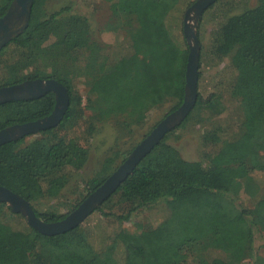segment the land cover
<instances>
[{
    "label": "trees",
    "instance_id": "1",
    "mask_svg": "<svg viewBox=\"0 0 264 264\" xmlns=\"http://www.w3.org/2000/svg\"><path fill=\"white\" fill-rule=\"evenodd\" d=\"M47 1L34 0L28 26L0 50V87L55 79L68 89L69 108L56 127L41 130L25 146L26 138L0 146V185L27 199L40 219L55 222L67 215L41 212L35 204L59 196L69 182L68 170L84 168L89 159L88 149L66 139L63 129L86 112L91 131L95 122L111 120L132 128L165 101H176L173 111L184 102L189 47L183 18L176 12L192 2L108 0L113 9L107 30L125 32L113 46L93 37L88 16L70 6L47 13ZM13 2L0 0V18ZM226 7L217 0L200 19L198 97L182 122L195 116L206 124L202 138L210 148L204 155L207 163L184 159L166 141L168 133L99 208L109 216L102 209L119 196L125 202L114 216L123 223L165 202L167 217L140 233L120 229L96 249L87 225L47 235L0 201V264L251 263L257 235L264 236V184L252 175L264 172V0L218 22L206 40V15L214 19ZM226 58L229 76L204 97L200 67L205 62L217 66ZM55 105L53 91L0 103V130L45 118ZM224 116L225 124L217 120ZM106 179L89 180V193ZM241 192L253 199L251 206L239 203Z\"/></svg>",
    "mask_w": 264,
    "mask_h": 264
},
{
    "label": "rangeland",
    "instance_id": "2",
    "mask_svg": "<svg viewBox=\"0 0 264 264\" xmlns=\"http://www.w3.org/2000/svg\"><path fill=\"white\" fill-rule=\"evenodd\" d=\"M191 0L190 2H195ZM227 7L224 11L214 19L206 15L202 33L205 39L209 38L211 29L216 24L231 15L239 14L248 8L257 6L258 0H223ZM183 5V4H182ZM72 7L76 11H80L91 20L93 37L101 42L115 46L118 39L125 36L122 31H109L106 26L112 16V4L108 0H49L46 2L45 11L53 12L64 7ZM188 7L184 10L180 7L176 12V16L183 18V27L185 13ZM182 9V11H181ZM209 16V17H208ZM202 17V16H201ZM201 19V18H200ZM196 31L199 36V22ZM175 18L173 22H175ZM15 23L18 21L15 20ZM200 39V38H199ZM201 54V53H200ZM229 58L217 66H211V63L205 62L200 70L203 73L200 82V90L204 97H207L210 92L214 91L215 84L224 82V78L228 75ZM223 72V73H221ZM229 76V75H228ZM81 91H85L84 86L80 84ZM216 90V89H215ZM176 101L173 99L165 101L157 107L151 109L146 120L142 123L134 125L132 128H126L117 121L95 122V129L91 131L90 113L86 112L85 116L78 120L72 127H68L61 131L66 139L78 140L89 151V159L84 168L80 170L69 169V182L61 191L59 196L55 198H43L36 204V208L41 212H53L57 215H68L90 194L88 181L95 177L106 178L112 174L129 156L132 150L148 135L150 132L169 114L173 111ZM232 110L234 108L232 107ZM235 111V110H234ZM191 113V112H190ZM189 113V114H190ZM189 116V115H188ZM231 116V115H230ZM229 118V115H228ZM226 116L217 119L222 123H226ZM184 122V120L182 121ZM179 123L166 136V141L176 147L182 157L187 161H207L204 159L205 152L210 151L203 143V133L207 129L206 124L200 123L198 118H193L186 121L184 124ZM181 125V126H180ZM38 133L27 135L23 138L22 146L32 142L39 137ZM256 181L261 185L264 184V172L256 171L252 174ZM242 185V184H241ZM239 203L243 206H251L252 198L241 192L239 194ZM125 201L115 196L102 211L110 213L109 216H104L101 213V206L96 209L82 224L87 225L90 241L96 249H102L107 243V235L113 234L120 229L131 232L140 233L145 228L157 227L168 215V206L162 202L153 208H144L136 213L129 221L119 223L114 216L115 213L122 211V204ZM27 222V218L22 214ZM221 243V242H219ZM218 248V247H217ZM219 250H221L219 248ZM217 253L219 251L214 250ZM213 251V252H214ZM212 252V254H213ZM254 254L250 257L251 263L248 264H264L255 261L258 257L264 258V236L258 234L254 243ZM221 254V253H220Z\"/></svg>",
    "mask_w": 264,
    "mask_h": 264
},
{
    "label": "water",
    "instance_id": "3",
    "mask_svg": "<svg viewBox=\"0 0 264 264\" xmlns=\"http://www.w3.org/2000/svg\"><path fill=\"white\" fill-rule=\"evenodd\" d=\"M217 0H196L186 10L184 35L189 56L187 83L184 102L169 113L129 154L125 161L93 192H91L65 218L55 222L40 219L31 203L17 192L0 185V201L7 203L15 213L24 214L28 223L47 235H58L81 225L120 187L138 164L146 157L179 123L187 118L197 102L201 43L196 31L199 19ZM34 0H14L6 15L0 18V50L22 32L29 24ZM18 22L15 23L14 21ZM56 95V107L45 118L17 124L0 130V146L41 130L56 127L64 118L70 104L68 89L55 79H30L21 83L0 87V103L13 100L39 98L47 92Z\"/></svg>",
    "mask_w": 264,
    "mask_h": 264
},
{
    "label": "flooded vegetation",
    "instance_id": "4",
    "mask_svg": "<svg viewBox=\"0 0 264 264\" xmlns=\"http://www.w3.org/2000/svg\"><path fill=\"white\" fill-rule=\"evenodd\" d=\"M55 107H56V105H55ZM55 109V108H54Z\"/></svg>",
    "mask_w": 264,
    "mask_h": 264
}]
</instances>
